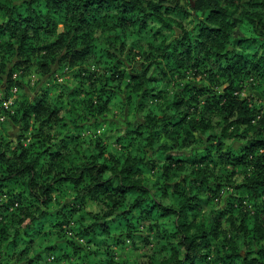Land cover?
<instances>
[{"label":"trees","instance_id":"obj_1","mask_svg":"<svg viewBox=\"0 0 264 264\" xmlns=\"http://www.w3.org/2000/svg\"><path fill=\"white\" fill-rule=\"evenodd\" d=\"M65 67L67 100L50 92ZM32 68L40 82L7 110ZM249 76L264 80V0H0V114L20 121L14 143L0 128V264H264ZM149 231L150 252L114 260Z\"/></svg>","mask_w":264,"mask_h":264},{"label":"rangeland","instance_id":"obj_2","mask_svg":"<svg viewBox=\"0 0 264 264\" xmlns=\"http://www.w3.org/2000/svg\"><path fill=\"white\" fill-rule=\"evenodd\" d=\"M63 28V24L58 25V30H61ZM72 69H69L65 67L62 71L56 73L57 78L53 79L51 83L57 82V85L51 89V93L54 95H58L59 92H63L61 95V99L67 100V87L62 86L61 83L66 84L67 86H75L77 84V81H75V78L73 77V74L71 73ZM101 70V69H100ZM99 70V71H100ZM21 72V70L16 71ZM198 78V77H197ZM20 87L13 85L11 87V92L7 95V97L4 99L5 102L2 101V104L5 108H8L7 110H10L13 112L14 104L16 106V99H20L23 95L30 96L33 93L34 87L37 86L39 80V72L35 69L32 68L29 72H25L23 75L20 77ZM49 82V81H48ZM242 89L241 93L243 96H247L248 98H251L252 101L261 106L262 111L264 110V80L260 79L258 77H252L249 76L247 78H244L242 80ZM60 88H62V91H60ZM124 91H123V96H124ZM81 95V94H79ZM78 95V96H79ZM70 97V96H69ZM132 111V112H131ZM129 113L130 118H134V112L131 110ZM125 112H128V110H125ZM125 112L122 113L121 111V106L118 104L113 103L111 107L104 113L105 118L109 119H116L120 123H122L124 119ZM131 114V115H130ZM261 113H257V117ZM4 117L6 118V124L2 126L0 124V128H3L4 135L6 138L10 139L12 143H14L18 137L17 133L20 132V121L19 119L12 118L10 115H4L3 113L0 114V122L3 121ZM243 127V126H242ZM92 128H88L84 130V133L82 135H85V133L91 134ZM24 134L28 135V131H25ZM24 142L29 141V137H26V139H23ZM234 144H238V141L233 142ZM228 165V164H226ZM234 188L230 185H224L223 188L221 189V197L217 201L220 203H223L225 200V196L229 193ZM5 198V197H4ZM145 224L146 220H142L140 224V228L138 230L141 232V234H144L146 232L145 230ZM222 225L224 227H227L229 225V221L223 217L222 218ZM153 230V229H152ZM155 242L153 237L150 235L149 231V236L147 241L140 239L137 240L136 247L131 243L129 239H125L124 242L118 244V245H112L111 253L116 261H120L121 259H132L137 257V254H143L145 252H150L152 248H154ZM51 255H48V258H50ZM63 262L66 264H81V259L80 256L76 254H72L70 258L62 256L59 260H54L51 262V264H55L56 262Z\"/></svg>","mask_w":264,"mask_h":264},{"label":"built area","instance_id":"obj_3","mask_svg":"<svg viewBox=\"0 0 264 264\" xmlns=\"http://www.w3.org/2000/svg\"><path fill=\"white\" fill-rule=\"evenodd\" d=\"M3 102H5V101L3 100Z\"/></svg>","mask_w":264,"mask_h":264},{"label":"water","instance_id":"obj_4","mask_svg":"<svg viewBox=\"0 0 264 264\" xmlns=\"http://www.w3.org/2000/svg\"><path fill=\"white\" fill-rule=\"evenodd\" d=\"M237 31V30H236Z\"/></svg>","mask_w":264,"mask_h":264}]
</instances>
